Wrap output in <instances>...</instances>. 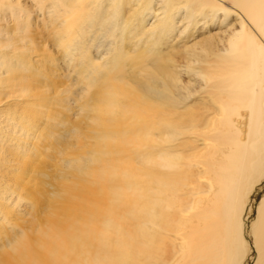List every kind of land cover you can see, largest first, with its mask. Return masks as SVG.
<instances>
[{
  "label": "bare ground",
  "instance_id": "bare-ground-1",
  "mask_svg": "<svg viewBox=\"0 0 264 264\" xmlns=\"http://www.w3.org/2000/svg\"><path fill=\"white\" fill-rule=\"evenodd\" d=\"M263 181L264 0H0V264H264Z\"/></svg>",
  "mask_w": 264,
  "mask_h": 264
},
{
  "label": "rangeland",
  "instance_id": "rangeland-1",
  "mask_svg": "<svg viewBox=\"0 0 264 264\" xmlns=\"http://www.w3.org/2000/svg\"><path fill=\"white\" fill-rule=\"evenodd\" d=\"M67 115V114H66ZM69 115V114H68ZM78 117V118H77ZM80 117V115L79 114H74L70 119H69V121H71V123H73V124H75L76 123V125H79L78 127H80V129L81 130H79V134H80V132H83V131H86V129H87V127L86 126H80L81 124H78V122L81 120V117ZM78 119V120H77ZM70 125H72V124H70ZM76 125H75V127H76ZM76 132V133H75ZM74 133H72V137H70L69 139H68V141H70L71 143V145L73 146H70V148L71 149H76L77 148V144H76V142H77V133H78V131H75ZM76 136V137H75ZM73 138V139H72ZM75 142V143H74ZM40 144H41V146H40ZM76 145V146H75ZM47 147V148H46ZM55 147V148H54ZM45 148V149H44ZM56 149V146L54 145V144H52V143H47L46 142V144H44V142L42 143V142H38L37 143V145L36 146H34V149L31 151V157H30V162L31 161H34V162H32V165L33 166H35L36 167V164L37 163H40V165L42 166V168L40 167V169H39V172H37L36 174L37 175H39L40 177H41V179H43L44 180V182L45 183H47L49 180H51V179H53V177L55 176V174L57 173V171H56V169H55V167L53 166V163L57 160V159H59L60 157H61V154H60V152L58 151V149H57V151H55L54 152V150ZM44 150H46V151H44ZM48 150V151H47ZM38 151H43V152H38ZM41 154H44V156L43 155H41ZM48 154H50V155H48ZM51 154H52V156H51ZM34 159H33V158ZM43 157H45V159H44V161L42 160L43 159ZM49 158L50 160H48L47 158ZM31 158L33 159V160H31ZM36 159H37V161H36ZM39 159V160H38ZM56 159V160H55ZM47 160V161H46ZM46 162L48 163L47 164V166H46ZM34 163V164H33ZM38 165V168H39V164H37ZM32 166V167H33ZM31 167V168H32ZM44 167V168H43ZM52 168V169H51ZM48 169H50V170H48ZM44 172H43V171ZM47 170L49 171L48 172V174H47ZM53 170V171H52ZM46 172V173H45ZM2 173H4V172H2ZM35 173V172H34ZM41 173L43 174L42 176H41ZM47 174V175H46ZM33 180V179H32ZM42 180V181H43ZM263 184H264V181H263ZM262 184V187L258 190V194L256 195V197H255V202H254V204H253V210H252V212H251V214L252 215H250V218L247 220V223H249V220H251V218H253L254 217V207H255V205L257 204V202L259 201V199L264 195V185ZM29 185H31V184H29ZM45 186H46V188L48 187V188H50V186H49V184L47 185V184H45ZM258 187V186H257ZM260 190H262V192L260 191ZM22 193V195H24V193L25 192H21ZM32 193H34V192H32V191H30V192H28L27 193V196L26 197H28V195H30V194H32ZM12 208V207H11ZM11 208H10V210H11ZM24 209V206H21V208H19V209ZM18 211H16V212H14V213H11L10 215H9V218H10V221H11V219H14L13 221L16 223V224H18L19 225V223H20V225L22 226V224L24 225V222H25V225L26 224H29L30 225V223H32V222H30V220L32 221V219H33V217L31 216V215H23V214H19V213H17ZM16 213V214H15ZM16 216V217H15ZM18 216V217H17ZM30 216V217H29ZM28 217V218H27ZM19 218V219H18ZM17 221V222H16ZM248 237V238H247ZM246 239L248 240V242H250L249 244H251L252 243V240H251V236L249 235V234H246ZM255 251H254V249H253V246L252 245H250V249H249V251H248V254H247V256H246V258H245V261H244V263L243 264H252V262H253V260L255 259Z\"/></svg>",
  "mask_w": 264,
  "mask_h": 264
}]
</instances>
